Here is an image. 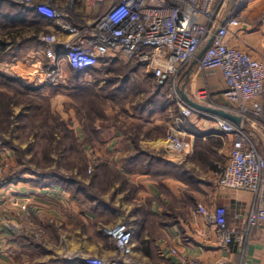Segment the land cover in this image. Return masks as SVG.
<instances>
[{
    "label": "crops",
    "instance_id": "obj_1",
    "mask_svg": "<svg viewBox=\"0 0 264 264\" xmlns=\"http://www.w3.org/2000/svg\"><path fill=\"white\" fill-rule=\"evenodd\" d=\"M31 2L35 5L46 3L63 11L66 21L77 27L90 26L97 14L88 7V0ZM227 15L240 23L230 44L263 62L264 0H231ZM48 34H57L58 42L52 46L56 53L70 40L69 36L57 33L53 22L34 9L24 7L18 0H0V54L11 52L13 59L21 58V54L34 58L45 49L40 37ZM88 38L86 33L81 39ZM104 65L107 63L101 62L94 68V74L103 70ZM60 69L66 82L59 87L41 89L40 96L60 90L64 100L77 86L102 83L91 73L81 74L78 79L71 77L64 62L60 63ZM181 81L189 94L206 85L219 98L223 89L218 79L206 78L195 67L187 82L185 78ZM67 116L72 118L71 114ZM185 124L179 129L193 137L195 156L192 153L183 159L168 152L164 141L160 144L124 139L118 129L109 127L111 140L100 143L94 160L101 162L102 167H113L117 179L109 180V191L103 190L105 193L99 197H86L82 190L80 196L73 198L58 184L38 187L30 177L0 185V264H86L87 257L106 263L117 261L115 248L102 229L119 222H125L132 231V258L139 264H178L172 250L197 264H236L239 250L235 246H223L215 230L196 212L197 206L211 210L222 207L231 225L242 228L245 224L252 203L251 194L219 188L212 172L225 165L228 155L218 165L206 154L209 151L217 155L225 147L229 153L231 138L220 134L207 121L193 118ZM72 126L74 132L80 131L77 123ZM174 127L175 121H172L171 128ZM100 128L96 126L95 131ZM252 129L264 156V129ZM200 135L203 137H198ZM139 149L143 151L137 153ZM146 153L154 155L152 160ZM6 157L13 159L8 154ZM150 161L159 169L152 170ZM166 163L173 170L167 169ZM181 167L189 174L183 176L185 172ZM105 187L104 178L100 188ZM38 229L45 231L47 240L43 244L36 239ZM245 260L246 264H264V229L261 227L251 232Z\"/></svg>",
    "mask_w": 264,
    "mask_h": 264
},
{
    "label": "built area",
    "instance_id": "obj_2",
    "mask_svg": "<svg viewBox=\"0 0 264 264\" xmlns=\"http://www.w3.org/2000/svg\"><path fill=\"white\" fill-rule=\"evenodd\" d=\"M18 1L53 22L57 33L70 37L59 53L52 48L58 42L57 34L40 37L45 49L18 75L34 88H53L65 83L60 69L62 62L78 74H89L103 60L133 63L171 91L179 117L164 137L168 152L179 159L193 153V137L179 129L193 118L210 122L220 134L230 136L227 161L212 172V178L219 188L251 194L245 224L242 228L231 225L222 207L211 210L197 206L196 212L215 230L223 246L239 250L236 264H246L245 249L252 230L264 229V156L252 129H264V61L230 44L240 25L236 18L227 15L231 0H88V7L97 12L88 27L74 26L66 21L63 11L46 3ZM86 33L89 38L82 40ZM209 41L207 51L194 67L206 78L219 80L223 86L219 98L206 85L190 94L184 89L183 92L199 106L239 118V125L192 108L180 94L181 80ZM2 173L0 156V176ZM102 233L112 242L117 261L106 263L87 257L86 264H139L132 258L133 235L125 222L105 227ZM171 254L178 264H197L175 250Z\"/></svg>",
    "mask_w": 264,
    "mask_h": 264
},
{
    "label": "rangeland",
    "instance_id": "obj_3",
    "mask_svg": "<svg viewBox=\"0 0 264 264\" xmlns=\"http://www.w3.org/2000/svg\"><path fill=\"white\" fill-rule=\"evenodd\" d=\"M21 55V58L13 59L11 52L0 54V96L10 101L12 114L10 124H0V156L3 160L0 179L30 177L34 180L33 185L41 187L56 178H63L69 181L66 187L71 197L77 198L82 190L86 197H99L105 193L103 190L109 191V180L113 182L117 179L113 167H102L101 162L94 160L100 143L111 140L109 127L118 129L124 139L162 144L172 121L179 117L174 116L173 109L166 102L163 108L166 113L163 112L160 104L164 98L155 97L156 83L144 69L132 74L129 68L122 67L108 78L100 69L92 77L102 80L101 84L77 86L64 100L60 90L48 96H40L39 91L30 94L8 80L29 84L18 75L26 70L32 58L28 57L29 54ZM115 77L117 82L105 85L107 80H114ZM153 100L158 104L149 105ZM147 107L151 111L156 108L162 112L152 117L144 113V121L134 117L141 116L139 111ZM76 123L80 127L77 133L72 129ZM96 126L101 127L99 131H95ZM141 151L139 149L137 153ZM219 152L217 155L210 154L208 158L221 165L228 151L225 147ZM7 154L13 159L7 158ZM148 155V158L154 157L150 153ZM192 155L195 156L194 153ZM150 162L152 170L159 169L154 161ZM101 178L107 181V188H100ZM36 234L41 244L47 240L44 230L38 229Z\"/></svg>",
    "mask_w": 264,
    "mask_h": 264
},
{
    "label": "trees",
    "instance_id": "obj_4",
    "mask_svg": "<svg viewBox=\"0 0 264 264\" xmlns=\"http://www.w3.org/2000/svg\"><path fill=\"white\" fill-rule=\"evenodd\" d=\"M102 63H107V65H104L103 66V70H104V72H105V78H108V76H111L112 74H114V73H116L117 71H118V69H122V67L123 68H129V73H132V74H134V73H136L137 71H139L140 70V68H139V66H135V64H133V63H122V62H116V61H108V60H103V61H101ZM96 72V69L94 70H91L90 71V73L93 75L94 73ZM71 74H72V76H74L76 79H78L79 77H80V75L81 74H78V73H74V72H71ZM148 77L149 78H151L152 79V77L151 76H149L148 75ZM114 80H107L106 82H105V85L107 84H109V85H111L114 81L115 82H117L116 80H118V78H113ZM10 82H15V83H17L19 86H21L23 89H25L27 92H29L30 94L31 93H38V91H40L41 90V88H34L32 85H30V84H26V85H23V84H21V81H19V80H15V79H8ZM152 80H154V79H152ZM155 81V80H154ZM75 82H77V81H75ZM156 83V82H155ZM155 87H156V90H155V97L156 98H158L159 99V97H162V98H164L163 99V102L160 104L161 105V108H162V110H163V112H165L166 113V109H163L164 107H165V102L166 103H169L168 104V106L170 105V107L173 109V114H174V116L176 117H178V115H179V112H178V109H177V107H176V105H175V102H174V99H173V97H172V94H171V91H170V89H169V87L167 86V85H164V86H160V85H158L157 83H156V85H155ZM76 88V87H75ZM161 101V100H160ZM158 104V102H156V101H150L149 102V105H152V104ZM164 105V106H163ZM140 113H141V116H134V117H136L137 119H139V120H143L144 121V119L142 118V114H144V113H146L147 114V117L149 116V117H152V116H154L157 112H162L161 111V109H152V111L151 110H149V108L147 107L146 109H143V110H140L139 111ZM11 116H12V114H11V111H10V101H8V100H5V98H4V96H0V124L1 125H4V124H10L11 123ZM196 135V134H195ZM197 135H199V134H197ZM198 137H203V136H198ZM0 142H1V139H0ZM1 144V143H0ZM217 148L219 147V144H214ZM207 157H209V152L207 151ZM139 155V154H138ZM146 156V155H145ZM206 157V158H207ZM151 160H152V158H150ZM166 168L168 169H171V170H173V168L172 167H169L168 165H167V163H166ZM182 168V172H185V170H184V168L183 167H181ZM188 175L189 174V172H185V173H182V175L183 176H186V175ZM52 179H55V178H52ZM12 180H14V179H12V178H4V179H0V185H5V184H7L9 181H12ZM69 183V181H67V180H64L63 178H56V180H54V182H52V183H50L49 185H46V186H50V185H52V184H58V185H60V186H62V187H64L65 189H67V187H66V184H68ZM68 190V189H67ZM152 264H155V262H152Z\"/></svg>",
    "mask_w": 264,
    "mask_h": 264
},
{
    "label": "water",
    "instance_id": "obj_5",
    "mask_svg": "<svg viewBox=\"0 0 264 264\" xmlns=\"http://www.w3.org/2000/svg\"><path fill=\"white\" fill-rule=\"evenodd\" d=\"M210 42L209 41L201 50L200 52L198 53L196 59L191 63L190 67L188 68L186 74H185V83L187 82L188 80V76H189V73L191 71V69L197 64L198 60L201 59V57L205 54V52L207 51L209 45H210ZM183 89H184V85L181 87V90H180V94L182 96V98L185 100V102L191 106L192 108L196 109V110H199V111H202L204 113H207V114H210V115H213V116H216V117H219L223 120H226L234 125H239L240 123V119L235 117V116H232L228 113H225L223 111H220V110H214V109H211V108H206V107H203V106H199L195 103H193L192 101H190L184 94L183 92Z\"/></svg>",
    "mask_w": 264,
    "mask_h": 264
}]
</instances>
